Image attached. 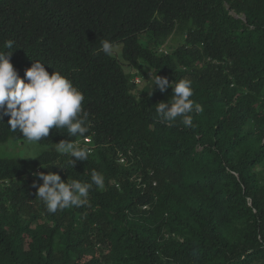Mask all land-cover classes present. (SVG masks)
<instances>
[{
  "label": "trees",
  "instance_id": "obj_1",
  "mask_svg": "<svg viewBox=\"0 0 264 264\" xmlns=\"http://www.w3.org/2000/svg\"><path fill=\"white\" fill-rule=\"evenodd\" d=\"M101 40L142 74L191 81L193 125L162 122L173 90L138 89ZM0 52L22 79L36 61L65 76L96 145L71 166L55 144L84 137L53 128L37 157L0 156V264H264V0H0ZM9 119L0 144L27 141ZM93 170L105 187L81 207L49 213L33 187L37 172L91 183Z\"/></svg>",
  "mask_w": 264,
  "mask_h": 264
},
{
  "label": "clouds",
  "instance_id": "obj_2",
  "mask_svg": "<svg viewBox=\"0 0 264 264\" xmlns=\"http://www.w3.org/2000/svg\"><path fill=\"white\" fill-rule=\"evenodd\" d=\"M175 36L160 46L159 53L167 55L171 52L167 48L173 47L170 42ZM5 46L11 49L13 41H7ZM99 51L106 55H110L112 52L114 55L112 44L107 40L100 41ZM10 56L11 54L0 52V121L4 116L10 117L8 121L10 128L13 131L19 130L28 142H38L42 138L48 137L53 128H66L71 137L91 138L85 135L89 132L90 126L87 120L88 114L82 110L84 95L60 72L55 71L50 75L45 70V64L39 61L34 62L31 68L26 70L23 79L20 78L19 73L10 62ZM114 56L122 62L123 68L125 66L130 69L127 72L124 68V71L133 74L132 83L138 89L145 84V75L123 61L122 51L120 58ZM157 87L162 93L169 88L173 90L170 101L155 105V111L161 121L172 122L180 117L183 125L191 127L193 116L190 113L193 111L203 112L202 105L190 99L193 96L191 81L182 79L170 84L168 78L156 75L154 88ZM84 139L75 142L61 141L55 144V150L70 157L69 164L73 166L76 161H86L88 156L96 150L92 138L91 146L94 149L92 153H89L90 150L86 146H81L80 142H84ZM124 155L129 160V157H132L129 153ZM117 162L119 163L118 152ZM59 168L64 169L63 167ZM35 175L43 183L42 185L34 183L33 187L37 188L36 195L43 201L49 213H55L58 209L84 206L88 204L87 198L93 185L100 190L105 187L103 175L96 170L91 172V183L75 179H68L65 183L59 174L52 172L47 174L37 172Z\"/></svg>",
  "mask_w": 264,
  "mask_h": 264
},
{
  "label": "rangeland",
  "instance_id": "obj_3",
  "mask_svg": "<svg viewBox=\"0 0 264 264\" xmlns=\"http://www.w3.org/2000/svg\"><path fill=\"white\" fill-rule=\"evenodd\" d=\"M180 42H181V38L179 36H175V37H173L170 44H172L171 46L176 47L180 44ZM167 49L171 50L172 48H167ZM121 51H122L121 45H115L113 47L114 55H116L119 58L121 55ZM124 68L127 72L130 71V69H128L127 67L124 66ZM143 69L145 72L144 75L146 77V81H148L149 79L154 81L155 76L153 75V70L150 67H146V66H144ZM144 85L145 84H143L139 89L142 90L144 88ZM45 149L46 148L41 147L36 142L25 141L24 143H18L17 144L13 140H11V141L7 142L6 144H0V156L13 157V158H19V159H24V158L32 159V158L37 157L41 153H43L45 151ZM256 172L259 175L261 181L264 183V165L259 166L256 169Z\"/></svg>",
  "mask_w": 264,
  "mask_h": 264
},
{
  "label": "built area",
  "instance_id": "obj_4",
  "mask_svg": "<svg viewBox=\"0 0 264 264\" xmlns=\"http://www.w3.org/2000/svg\"><path fill=\"white\" fill-rule=\"evenodd\" d=\"M80 143H81V146H86L90 150L89 153H92L94 151L93 147L91 146V143H92L91 138L84 139V142H80ZM129 155L133 157V154L131 152H129ZM118 161L120 164L127 166L129 164L130 160L128 159L127 156L124 155L123 152L119 151L118 152ZM133 181H136L138 183L139 188H145L146 187V184L144 183L143 179L140 177H137V174L134 175ZM156 185H157V182H154V186H156ZM144 208H146V207H144Z\"/></svg>",
  "mask_w": 264,
  "mask_h": 264
}]
</instances>
